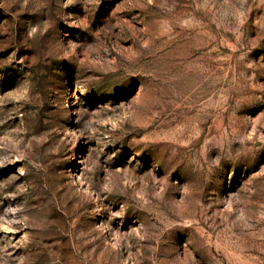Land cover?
I'll list each match as a JSON object with an SVG mask.
<instances>
[{"label":"rangeland","instance_id":"rangeland-1","mask_svg":"<svg viewBox=\"0 0 264 264\" xmlns=\"http://www.w3.org/2000/svg\"><path fill=\"white\" fill-rule=\"evenodd\" d=\"M0 264H264V0H0Z\"/></svg>","mask_w":264,"mask_h":264}]
</instances>
